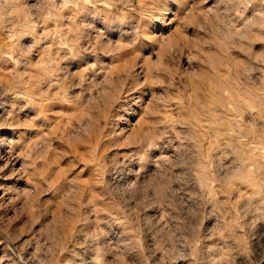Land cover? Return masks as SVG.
<instances>
[{
	"label": "rangeland",
	"instance_id": "obj_1",
	"mask_svg": "<svg viewBox=\"0 0 264 264\" xmlns=\"http://www.w3.org/2000/svg\"><path fill=\"white\" fill-rule=\"evenodd\" d=\"M263 11L0 0V264H264Z\"/></svg>",
	"mask_w": 264,
	"mask_h": 264
},
{
	"label": "bare ground",
	"instance_id": "obj_2",
	"mask_svg": "<svg viewBox=\"0 0 264 264\" xmlns=\"http://www.w3.org/2000/svg\"><path fill=\"white\" fill-rule=\"evenodd\" d=\"M263 12H264V11H263ZM227 23H228V22H227ZM226 46H227V45H226ZM228 46H229V45H228ZM233 46H234V45H233ZM229 48L232 49L233 47L230 46ZM230 49H229V50H230ZM239 49H240V52H242V51H241V47H240ZM232 50H233V49H232ZM236 50H237V49H236ZM242 50H243V49H242ZM233 51H234V50H233ZM238 51H239V50H238ZM227 52H229V51H227ZM227 52H226V53H227ZM231 52H232V51H231ZM234 53H235V52H234ZM242 53H243V52H242ZM242 53H240V54H242ZM232 54H233V53H232ZM236 54L239 55V53H235V55H236ZM230 56H231V55H230ZM233 56H234V55H233ZM227 57L230 59V57L228 56V54H227ZM234 57H235V56H234ZM234 57H233V58H234ZM228 58H227V60H228ZM233 58H232V56H231V61H232ZM233 60H235V58H234ZM231 61L229 60V64H231L232 62H234V61H232V62H231ZM227 63H228V62H227ZM237 63H238V62H237ZM232 65H233V63H232ZM235 65H236V63H235ZM235 65H234V68L236 69V67L239 66L240 64H239V65H236V67H235ZM232 68H233V67H232ZM229 69H230V68H229ZM235 69H234V70H235ZM224 72H225V71H224ZM224 72H223V73H224ZM227 72H228V71H227ZM232 72H233V71H232ZM235 72H237V73H234V72H233L235 75L239 73V71H237V70H236ZM240 72H241V71H240ZM242 72H243V71H242ZM225 74H228V73H224L223 76H224ZM230 75H231V74H230ZM240 75H241V74H240ZM225 76H226V75H225ZM225 76H224V77H225ZM238 76H239V75H238ZM225 78H226V77H225ZM252 102H253V101H252Z\"/></svg>",
	"mask_w": 264,
	"mask_h": 264
}]
</instances>
